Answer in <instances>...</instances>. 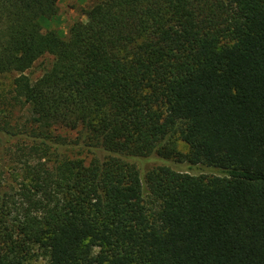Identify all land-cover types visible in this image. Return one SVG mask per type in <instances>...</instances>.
I'll return each mask as SVG.
<instances>
[{"label":"trees","instance_id":"16d2710c","mask_svg":"<svg viewBox=\"0 0 264 264\" xmlns=\"http://www.w3.org/2000/svg\"><path fill=\"white\" fill-rule=\"evenodd\" d=\"M59 1L0 0V264H264V0H103L45 34Z\"/></svg>","mask_w":264,"mask_h":264},{"label":"rangeland","instance_id":"374dc122","mask_svg":"<svg viewBox=\"0 0 264 264\" xmlns=\"http://www.w3.org/2000/svg\"><path fill=\"white\" fill-rule=\"evenodd\" d=\"M96 2H103V0H60L59 1V12L57 15L50 19L42 18L40 20L42 25V30L45 34H50L52 31H56L61 35H65L68 31L69 26L76 20H86V15L84 11L90 8ZM48 65V60H39L35 63V65L27 71V73L32 78H37L39 75L43 73L44 67ZM28 111L26 109L17 108L14 112V117L12 119V123L16 124V122H25ZM65 130L59 128L56 130L58 133L69 135H75L76 132L74 130ZM181 148L187 150V148L181 145ZM78 148H76L73 153L78 152ZM81 156H86V152L82 153ZM2 161V160H1ZM7 161V159H4ZM161 162L156 159H147V160H140L138 162L139 168L142 172L147 171L148 169L160 164ZM169 164L178 169L183 171H188L191 173H215L220 174L217 168L201 166V165H189L186 162H177V161H170ZM34 264H48V259L45 255L40 254Z\"/></svg>","mask_w":264,"mask_h":264}]
</instances>
